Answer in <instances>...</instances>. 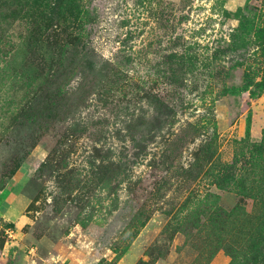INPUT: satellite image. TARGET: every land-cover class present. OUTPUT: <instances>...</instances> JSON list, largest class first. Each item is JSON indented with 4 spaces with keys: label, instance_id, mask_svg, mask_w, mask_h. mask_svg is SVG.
<instances>
[{
    "label": "rangeland",
    "instance_id": "1",
    "mask_svg": "<svg viewBox=\"0 0 264 264\" xmlns=\"http://www.w3.org/2000/svg\"><path fill=\"white\" fill-rule=\"evenodd\" d=\"M0 264H264V0H0Z\"/></svg>",
    "mask_w": 264,
    "mask_h": 264
},
{
    "label": "trees",
    "instance_id": "2",
    "mask_svg": "<svg viewBox=\"0 0 264 264\" xmlns=\"http://www.w3.org/2000/svg\"><path fill=\"white\" fill-rule=\"evenodd\" d=\"M242 90H245V88H243Z\"/></svg>",
    "mask_w": 264,
    "mask_h": 264
}]
</instances>
